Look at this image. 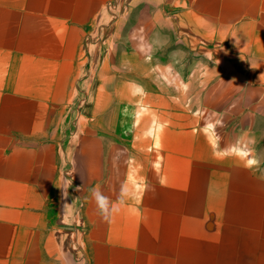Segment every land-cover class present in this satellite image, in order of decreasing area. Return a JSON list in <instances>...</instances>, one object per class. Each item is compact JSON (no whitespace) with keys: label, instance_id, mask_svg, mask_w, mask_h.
<instances>
[{"label":"crops","instance_id":"crops-1","mask_svg":"<svg viewBox=\"0 0 264 264\" xmlns=\"http://www.w3.org/2000/svg\"><path fill=\"white\" fill-rule=\"evenodd\" d=\"M0 264H264V0H0Z\"/></svg>","mask_w":264,"mask_h":264},{"label":"clouds","instance_id":"clouds-1","mask_svg":"<svg viewBox=\"0 0 264 264\" xmlns=\"http://www.w3.org/2000/svg\"><path fill=\"white\" fill-rule=\"evenodd\" d=\"M126 195L127 193L123 192L122 190L119 203H123L124 196ZM92 196L102 218H106L113 212L119 211L117 204L110 201L109 197L105 196L99 189H94L92 192Z\"/></svg>","mask_w":264,"mask_h":264},{"label":"rangeland","instance_id":"rangeland-1","mask_svg":"<svg viewBox=\"0 0 264 264\" xmlns=\"http://www.w3.org/2000/svg\"><path fill=\"white\" fill-rule=\"evenodd\" d=\"M163 68L165 79H167L168 84L173 86L175 89L185 87L187 83V78L185 74H182L180 71L170 64L162 63L159 66L160 69Z\"/></svg>","mask_w":264,"mask_h":264}]
</instances>
